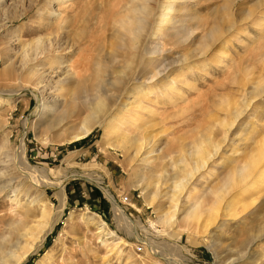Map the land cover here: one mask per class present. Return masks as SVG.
I'll return each instance as SVG.
<instances>
[{
	"label": "rangeland",
	"instance_id": "1",
	"mask_svg": "<svg viewBox=\"0 0 264 264\" xmlns=\"http://www.w3.org/2000/svg\"><path fill=\"white\" fill-rule=\"evenodd\" d=\"M82 1L70 0L72 6L79 5L70 11L59 6L62 7L58 11L61 18L53 22H49L42 12L38 13L39 3L31 5L24 0H5V5H0V12L10 10L14 13L0 24V153L8 151L13 157V151L24 140L29 164L44 171L51 169V179L63 181L67 195L63 214L51 233L46 236L42 246L21 264H37L47 252L54 254L49 264H170L162 252L169 257L174 254L181 257V264H264V177L261 183L248 191L239 187L228 194L221 206L227 208L225 202L234 198L232 212L224 216L221 207L217 218L205 232L202 228H197L200 230L197 231L195 226L202 227L204 218L210 214L209 210L197 220L182 219L183 215L179 214L169 223L162 219L166 212H171V215L174 213V209L170 208L168 191L171 189V180L164 183L167 177L174 176L177 171V161L183 154L181 145L186 146L185 149L190 148V144L196 140L198 143L202 134L209 129H214V137L219 139L226 125L233 123L218 154L209 160L202 175H199L201 181H195L194 187L196 183L206 181L213 184L224 171L225 158L239 157L235 151L248 152L254 141L264 138V0H233L231 11L228 8L229 0H202L192 5L177 2L179 12L172 16L187 20L186 16L191 15L194 18L191 23L200 24L201 27L195 30L186 44L176 38L166 37L162 44L173 51H168L165 58L198 52L194 50L195 46L220 13H223L224 32L202 55L194 56L171 69V78L181 75L180 78L185 81L175 84L183 94L178 100L173 95L162 99V91L161 94L153 93L157 105L162 104V100L169 101L172 98L176 105L163 110L153 106L159 113L151 124L150 132L163 152L139 156L134 145L116 133L107 135L105 129L99 126L85 138L72 141V136L82 124L78 118L65 122L62 127H48L43 120H39L36 111L38 101L29 90L18 96L11 106L8 104L13 101L7 95L8 91L21 90L23 85L30 87V70L34 65L39 68L50 65L51 68H57L61 63H72L75 70L80 72L79 75L86 74L81 69L83 64H89L91 71L94 70L92 65L97 53L83 50V40L80 44L75 43L71 52L64 51L65 30H71L73 41L74 34L81 29L79 22L75 24V17L83 12L80 7ZM108 1L100 0L103 5ZM231 14L232 19L229 20ZM231 20L234 21V27L226 32ZM67 21H70L69 26ZM37 38L47 39L46 53L36 61L24 62L17 56V49L23 43L29 44ZM193 42L197 43L192 45ZM4 65H7V69H2ZM6 73L11 74L9 78L16 80L7 84L10 79ZM162 80L167 79L163 77L159 81ZM183 96H188V100L184 101ZM237 107L245 110L243 115L235 119L231 110ZM143 115L147 118L145 113ZM135 130L131 131L138 135L140 130ZM232 138H237L240 143L236 145V142L232 146L229 142ZM168 149H171L170 154L165 155ZM13 162L11 166L10 163L8 166L4 162L0 163L1 170H10L15 164ZM153 174L157 180L155 177L151 179ZM43 178L41 182L46 184L49 176L45 174ZM158 182L162 183L159 188ZM103 186L119 197L121 206L127 212L121 218L130 231L119 225L112 200ZM58 193L59 189L55 186L39 187L33 183L23 210L30 203L33 208L18 228L23 229L27 222L34 226L44 224L45 220L40 217L42 206H46L49 220L56 217L61 205ZM23 194L22 191L19 195ZM125 196L128 197L127 201H123ZM22 198L26 201V197ZM12 207L8 199L2 197L0 213L5 214V221L14 215L20 217V214L12 212ZM92 215L108 224L113 232L112 240L105 236L98 237L97 226H85L84 216ZM8 223L0 224V243L3 236L15 239L18 234L16 229L12 233V226ZM135 223L143 230L134 229ZM140 240H152L161 252L157 247H146L143 243L145 247L138 251ZM108 241L112 242L107 244ZM21 242L25 244L26 240ZM109 249L112 252L107 256Z\"/></svg>",
	"mask_w": 264,
	"mask_h": 264
},
{
	"label": "bare ground",
	"instance_id": "2",
	"mask_svg": "<svg viewBox=\"0 0 264 264\" xmlns=\"http://www.w3.org/2000/svg\"><path fill=\"white\" fill-rule=\"evenodd\" d=\"M27 1L31 5L39 3L38 13L42 12L49 22L61 18L58 11L62 7L59 8V6H64L63 8L68 11L79 6H72L70 0H24V2ZM101 1L103 2V0ZM201 1L113 0L103 5L100 0H83L80 5L83 12L75 17V24L77 25L79 22L81 29L74 34L73 41L71 30H65L64 51L66 53L71 52L73 45L75 43L80 44L83 40L81 43L85 47L83 50L88 53L91 52V54L97 53L92 65L94 70L92 69L93 71H91L89 64H83L81 69L86 74L79 75L80 72L78 73L75 70L72 63H61V66L58 65L57 68L56 66L51 68V65L47 68H39V66L34 65L30 70L32 77L29 82L30 87L23 85V87H20L21 90L18 91L7 90V95L13 99L8 104L11 106L12 103L18 100V96L29 90L38 101L36 111L39 114V120H43L48 127L57 128L73 118L81 119L80 129L72 136V141L85 138L99 126L105 129L107 135L116 133L118 137L121 136L123 140H127L134 145L137 156L143 153L163 152L162 149H159L160 146L156 144L153 133L150 132L151 124L156 120L159 113L157 108L166 109L176 105L174 98L178 100L179 96L181 97L183 94H181L175 84L185 82L184 79L180 78L181 75H174L171 78L169 72L175 66L189 61L192 57L202 55L213 43L222 37L224 32L223 13H217L219 15L216 17L214 24L201 36L202 40L195 46L194 50L198 52L192 55L187 53L180 57L170 56V58H165V54L168 51H173L171 48H167L165 44H162L166 37H169V39L176 38L180 43L184 42L186 44L195 34V30L201 27L200 24L191 23L194 19L191 15L186 16L187 20L172 16L173 13L179 12L176 7L177 2L192 5L193 2L199 4ZM4 2L5 0H0V5L4 4ZM228 3L226 4H228V8L231 11L230 7L233 5V0H229ZM12 13L10 10L0 12V24H3L8 17L11 18L12 16L10 17V15ZM227 15L230 16V14ZM232 15L231 17L228 16L229 20L230 18L232 19ZM68 23L70 21H67V26H69ZM233 27L234 21L231 20L226 32ZM46 41L47 39L37 38L29 44L23 43L17 49V56L21 57L24 62L38 60L47 51ZM48 42L51 41L49 40ZM195 43L197 42H193L192 45ZM190 51H193V49ZM6 66L2 69H7ZM6 74L8 78L9 76L11 77V74ZM163 77L167 80L159 81ZM203 78L206 80L205 74ZM9 79V83L6 82L7 84L16 80V78ZM153 93H160L162 99L171 95L174 98L169 101H165L166 99L162 100V104L157 105V101L153 98ZM1 95L0 93V103L2 102ZM187 98L188 96L182 97L184 101ZM153 106L157 108L154 109ZM244 110L237 107L231 110V113H233L235 119H238L242 113L244 114ZM144 113L147 118L144 117ZM134 128L140 130L138 135L135 134L134 131L136 130ZM225 128L222 137L219 139L214 137L215 130L209 129V131L206 130L207 132L202 134L198 143L196 140L195 143L190 144V148L185 149L187 148L186 146H180L183 154L181 153L182 156L180 157L182 158L179 162H182V165H179L177 161V171H175L174 176L167 177L168 179L164 178L165 183L161 181L166 184L169 179L171 180V189L168 191L171 202L170 208L174 209V213L171 215V212H166L162 216V219L168 223L178 214L180 216L183 215L182 219L186 220L199 219L205 211L209 210L210 214L204 218L202 227L197 224L195 226L196 229L202 228V230L204 229L203 232H205L217 218L218 211L222 207L221 204L228 194L239 187H243L242 189L248 191L261 183L262 177H264V138L254 141L252 149L248 152L235 151V155L239 157L223 159L224 171L221 172L222 174L213 184L211 183L210 185L206 181L200 184L196 183L194 187L192 186L195 181H201L202 171L207 163L210 162L209 160L218 154L222 143L227 139L226 134L233 128V123L226 125ZM132 129L134 131H131ZM237 141V138L229 140L232 146ZM239 143L237 142L236 145ZM170 150L168 149V152L163 154L169 155ZM13 152H15L13 157L8 151L0 153V163L4 162L7 166L12 160L15 163L14 165L12 164L13 167H10V170L2 171L0 168V200L2 197L7 198L13 206L12 212L20 214V217H15L14 215L10 217L9 221H5V214L3 215V212L0 213V224L9 222L8 225L12 226V233L13 229L18 231L15 239L6 235L3 238L1 237L3 241L0 243V263L21 264L31 253L36 252L42 246L46 236L51 233L54 225L63 214L67 195L64 182L61 180L55 182L51 179V169L44 171L29 164L24 140H22L18 149ZM11 163L9 166H11ZM45 174L49 176L46 184L41 182ZM154 177L156 178L155 174L152 175L151 179H154ZM33 183L39 187L55 186L59 189L60 211L56 217L49 220L46 206H42L40 207V217L45 220V223L34 226L27 222L24 224L23 229H19L18 226L25 222L24 219L30 215L33 208L30 201V206L25 207L26 209L23 210L24 205L28 201ZM43 183L44 185H42ZM162 183H157L158 188ZM19 184L21 185L19 186ZM103 189L112 200L119 225L130 231V228L121 218L127 212L121 206L119 197L114 195L113 192L111 193L105 186H103ZM22 191L24 194L20 196L19 194ZM22 196L26 197V201L23 200ZM233 203L234 198L228 200L227 203L225 202L227 208L223 209L222 207L221 209L224 212V216L230 215L228 213L233 209ZM83 220L87 227H98L96 231L98 237L105 236L106 239L112 240L113 232H111L105 221L99 220L96 215L84 216ZM133 228L137 231L139 230L138 228L142 229L137 223H135ZM190 228H192V225ZM197 231L200 230L197 229ZM22 240H26V243L22 244ZM111 242L108 241L107 244ZM153 244V241L149 240L146 241L145 246L160 248L158 245ZM111 252L112 250L109 249L106 255H111ZM162 253L170 264H181V257L178 258L175 254L169 257L167 254L164 255V252ZM53 257L54 254L52 252H47L37 264H49L53 261Z\"/></svg>",
	"mask_w": 264,
	"mask_h": 264
},
{
	"label": "built area",
	"instance_id": "3",
	"mask_svg": "<svg viewBox=\"0 0 264 264\" xmlns=\"http://www.w3.org/2000/svg\"><path fill=\"white\" fill-rule=\"evenodd\" d=\"M127 200H128V197L125 196V197L123 198V201H127ZM142 243L145 245V244H146V240H140V242H139V244H138V246H137V250H138V251H141V250L143 249V247H145Z\"/></svg>",
	"mask_w": 264,
	"mask_h": 264
}]
</instances>
